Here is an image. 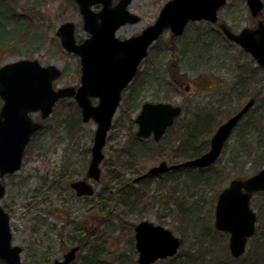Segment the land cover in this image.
<instances>
[{
	"label": "rangeland",
	"instance_id": "1",
	"mask_svg": "<svg viewBox=\"0 0 264 264\" xmlns=\"http://www.w3.org/2000/svg\"><path fill=\"white\" fill-rule=\"evenodd\" d=\"M166 1L132 0L128 8L140 21L122 26L118 37L139 34L154 21ZM0 3L4 7L9 4L14 21L24 22L22 27L29 31L27 42L18 52L1 55L0 66L18 59H36L43 66L53 64L61 70L60 77L53 81L54 88L76 87L79 58L66 52L56 35L59 25L66 21L75 24L77 40L88 35L82 28L76 2L0 0ZM99 8L100 5L94 6L95 10ZM217 15L219 21L238 32L253 28L257 19L264 17V8L252 16L245 0H227ZM14 24L12 20L10 25ZM181 38L172 39L165 31L150 46L135 78L123 90L102 149L99 180L88 179L94 188L93 195L76 197L68 183L85 178L96 123L81 120L73 98L58 100L51 114L43 119L39 111L29 113L40 128L25 146L19 170L0 180L5 187L0 204L9 216L11 243L22 248V264H52L79 240L86 246L78 250L70 264H80L91 245L101 249L103 264H138L134 226L142 220L162 225L180 239L174 257L176 264H259L260 259L253 255L256 236L262 237L264 233V192H256L251 198L257 229L255 238H251L253 235L249 238L245 252L238 258L230 255L228 234L215 230L213 223L219 192L231 179L245 178L264 166V162L254 161L259 155L264 156V69L257 68L249 53L227 41L216 24L191 22ZM181 46L188 52L187 61L180 56ZM174 76L180 85H174ZM185 86L190 90L184 91ZM132 98L135 104L129 106ZM251 98L253 104L212 166L205 170L185 167L134 183L137 175L161 160L174 164L188 158L180 146H187L189 140L181 141L186 134L179 128L195 112L205 109L212 113L209 144L216 127ZM143 101L181 103L184 108L176 128H170L159 141L135 135L134 118ZM239 133L240 141L246 143L244 150L240 149ZM121 187L135 189L134 198L120 199ZM169 263L165 259L154 264Z\"/></svg>",
	"mask_w": 264,
	"mask_h": 264
},
{
	"label": "water",
	"instance_id": "2",
	"mask_svg": "<svg viewBox=\"0 0 264 264\" xmlns=\"http://www.w3.org/2000/svg\"><path fill=\"white\" fill-rule=\"evenodd\" d=\"M82 16V28L88 37L77 42L75 24L61 23L56 30L62 48L79 58V84L53 87L61 70L49 64L43 66L36 59H18L0 66V177L19 170L24 148L31 135L40 128L32 121L30 112L39 111L41 119L49 116L54 104L72 97L80 109L81 120L96 123L91 145L87 178L99 180V164L112 119L121 101V92L135 75L148 47L168 28L174 35L182 34L189 21L206 20L216 23L217 12L227 0H167L155 20L137 35L119 38L116 31L123 24H134L140 17L128 10L132 0H74ZM252 16L263 9L262 0H245ZM94 5H101L94 11ZM219 28L230 41L249 53L264 67V22L258 20L254 28L235 33L225 23ZM92 99L96 102L93 103ZM249 99L243 107L222 122L210 138L209 148L198 156L168 164L161 161L148 169L147 174H159L185 167L203 168L213 164L221 154L232 129L253 104ZM181 109L169 102H144L135 117L136 137L159 141ZM142 176L133 179L137 181ZM77 196L93 194V186L86 179L72 181ZM264 191V166L245 178H233L219 192L214 207V228L228 234L230 255L238 258L245 252L248 239L254 234L256 213L250 206L255 192ZM5 192L0 183V201ZM134 246L138 264H152L171 257L180 247V239L166 227L142 220L134 226ZM22 248L12 245L9 216L0 204V258L6 264H22ZM78 246H72L61 259L52 264H70Z\"/></svg>",
	"mask_w": 264,
	"mask_h": 264
},
{
	"label": "trees",
	"instance_id": "3",
	"mask_svg": "<svg viewBox=\"0 0 264 264\" xmlns=\"http://www.w3.org/2000/svg\"><path fill=\"white\" fill-rule=\"evenodd\" d=\"M5 7L7 10L5 9ZM5 7L0 5V9H1L0 10V57H2L1 55L3 53L13 54L15 52H18V48L21 47L23 44H25L27 42V38H29L27 36L28 32H29L28 29L22 27L24 22L19 21V20L14 21L13 16L9 13L10 12L9 10L11 9L9 7V4H6ZM7 13L9 14V16ZM12 20L15 23L13 26L10 25ZM197 51H199V50L196 49V52ZM200 51H201V49H200ZM171 66L172 65H170V67ZM134 100L135 99H133V98L130 99V101H132V103L131 104L128 103L129 106H131V105L134 106V104H135ZM124 103L126 104V100ZM177 121L178 120H176L174 122V124L170 127L171 129L176 128V124L178 123ZM212 122H213L212 113L209 112V110L205 111V109H202V110L195 112L192 115V118L190 119V121L183 124L182 127L179 128L180 132H183L186 134L185 137L184 136L183 137L187 138V139L182 138L183 140L181 139V141L189 140L187 146H180L182 149L184 148V151H186L187 149L191 150L190 152H186V153H184V151H183V155L187 156L188 157L187 159H189L191 157H195V156L201 154L202 152L206 151V149L208 148V140H207L208 137L207 136H209L208 134L210 133V130L212 129L211 128ZM235 127H237V125ZM170 128H168V130ZM241 136L242 135H240V133H239L238 142H240V149L244 150L245 149L244 146L246 145V143L242 140L240 141ZM226 144H227V142H226ZM226 144H225V146H226ZM237 149H239V147H237ZM247 152H248V154L251 153V150H250L248 145H247ZM263 154H264V151H263ZM256 160L258 162H264V156L262 157L261 155H259V157L254 159L255 162H256ZM209 167L203 168V170H205ZM134 169L135 168H131L130 171H133ZM168 172H170V171H168ZM134 183H136V182H134ZM129 188H127V187L119 188L120 199L126 200L127 198H130V197L134 198L135 189L130 190ZM258 219H260V217ZM256 229L257 228H255V233H256ZM255 233L253 234V236L251 238H255V236H254ZM255 242L257 243V246L255 247L256 251H255L254 255L252 254L253 258L255 257V259L256 258L260 259V262H258V263L264 264V233H263L262 237L256 236ZM76 244H79V249L86 246L80 240L77 241ZM89 247L90 248L83 255V259H82V261H80V264H103L102 260H101V256H102L101 252H100L101 249L97 246H94V245H91ZM174 257H175V255L172 257L166 258L167 260H169V262H170L169 264H176ZM192 257H194V256H192ZM163 260H165V259H163ZM159 261H162V260H159ZM191 261H194L193 258L191 259ZM254 262L257 263V261H254ZM0 264H6V263L0 258ZM185 264H194V263L193 262H190V263L186 262ZM212 264H219V263L213 262Z\"/></svg>",
	"mask_w": 264,
	"mask_h": 264
},
{
	"label": "flooded vegetation",
	"instance_id": "4",
	"mask_svg": "<svg viewBox=\"0 0 264 264\" xmlns=\"http://www.w3.org/2000/svg\"><path fill=\"white\" fill-rule=\"evenodd\" d=\"M118 0H113L112 1V5H114V4H116V2H117ZM94 6H98V5H94ZM94 6L92 7L93 9H94ZM100 7H101V5H100ZM100 9V8H99ZM98 9V10H99ZM129 9V8H128ZM98 10H95L94 9V11H98ZM130 11V10H129ZM131 12V11H130ZM264 16V15H263ZM258 20H262L263 22H264V17H260V18H258L257 19V21ZM202 21H204V20H202ZM191 22H194V21H190V22H188L187 24H186V26H185V28H184V30H183V32H182V34H180V35H174L168 28H166L164 31H163V33L165 32V31H167V32H169L170 33V35H171V37H172V39H177L178 37H184L185 36V30H186V28H187V26L191 23ZM206 22H208V21H206ZM221 21H218L217 23H214L213 25H217V28H218V30H219V32L225 37V39L227 40V41H229L230 43H234L233 41H230V40H228L227 38H226V36L223 34V32L219 29V23H220ZM208 23H210V22H208ZM212 24V23H211ZM124 25H127L126 23L125 24H123V25H121L120 27H119V29L122 27V26H124ZM256 25V24H255ZM255 27V26H254ZM232 30V29H231ZM162 35V34H161ZM86 37H88V35L86 36ZM85 37V38H86ZM118 37V36H117ZM181 38V39H182ZM83 40V39H82ZM77 41H81V40H77ZM181 44H182V41H181ZM234 44H236V43H234ZM152 45V44H151ZM237 45V44H236ZM182 46H183V44H182ZM181 46V51H180V56H182V58H183V60H186V56H187V54H188V52H187V50H185V49H183V47ZM150 48V47H149ZM149 48H148V50H147V54H146V56L140 61V63H139V65H138V68H137V71L139 70V67H140V65L142 64V62L146 59V57H147V55H148V52H149ZM176 50L177 49H174L173 51L174 52H176ZM244 51V50H243ZM245 52V51H244ZM187 61V60H186ZM258 65V64H257ZM177 65H176V67H175V69H177ZM257 68L258 69H264V67H261V66H257ZM79 71H80V69H79ZM137 71H136V73H135V75L133 76V78L131 79V81L135 78V76H136V74H137ZM174 71V70H173ZM80 74V73H79ZM131 81L129 82V84L131 83ZM172 81H173V83H174V85L175 86H177V85H180V81L174 76V77H172ZM129 84L127 85V87L129 86ZM179 88V87H178ZM126 89V88H125ZM180 89V88H179ZM189 91L190 89L188 88V86H185V88H184V91ZM123 92V91H122ZM183 92V91H182ZM134 98V97H133ZM121 100H122V93H121ZM0 107H1V104H2V101H1V99H0ZM144 102H147V101H143L142 103H141V105L144 103ZM148 102H164V101H148ZM247 102V101H246ZM169 103H171V104H174V105H177V106H179L180 107V109H181V112H180V114H179V116H177L176 118H175V120H174V122L182 115V113H183V111H184V108H183V106H182V104L181 103H172V102H169ZM141 105H140V108H141ZM244 105V104H243ZM243 105L240 107V108H238L233 114H235L236 112H238L242 107H243ZM140 108H139V110H140ZM211 111V110H210ZM139 112V111H138ZM138 114V113H137ZM232 114V115H233ZM246 114V113H245ZM245 114H243L242 115V117L245 115ZM232 115H230L229 117H231ZM137 116V115H136ZM135 116V117H136ZM229 117H227V119L229 118ZM242 117L239 119V120H241L242 119ZM135 119V118H134ZM226 120V119H225ZM135 122V121H134ZM224 122V121H223ZM221 124V123H220ZM219 124V125H220ZM218 125V126H219ZM217 126V127H218ZM217 127H216V129H217ZM215 129V130H216ZM168 130V129H167ZM166 130V131H167ZM166 131H165V133H166ZM136 132V131H135ZM215 132V131H214ZM213 132V133H214ZM213 133H212V135H213ZM211 135V136H212ZM151 138H152V136H150ZM149 137V138H150ZM211 138V137H210ZM209 142H210V139H209ZM209 145V144H208ZM208 148H209V146H208ZM207 148V149H208ZM206 149V150H207ZM205 152V151H204ZM203 153V152H202ZM200 155V154H199ZM198 156V155H197ZM23 157V156H22ZM161 161H163V160H161ZM161 161H159L158 163H160ZM89 164V163H88ZM157 165V164H156ZM155 166V165H154ZM21 167V166H20ZM88 167V166H87ZM152 167V166H151ZM150 168V167H149ZM86 170H87V168H86ZM148 170V169H147ZM16 172V171H15ZM146 172L147 171H145V172H143V173H141V174H139V175H137L136 176V178L137 177H140V176H143V177H141L140 179H138L137 181H141V180H143V179H145L146 177H148V176H154V175H159V174H154V175H149V174H146ZM14 173V172H13ZM13 173H6L5 175H10V174H13ZM160 174H162V173H160ZM4 175V176H5ZM3 176V177H4ZM3 177H0V180L3 178ZM82 179H86L87 181H88V179L89 178H87V176H86V171H85V178H82ZM91 179V178H90ZM135 179V178H134ZM77 180H79V179H77ZM73 181H75V180H73ZM136 181V182H137ZM72 181H70L69 183H68V185H69V187H70V189L73 191V193L75 194V196L76 197H86V196H90V195H81V196H77L76 195V192H75V190L70 186V183H71ZM89 182V181H88ZM0 183H2V182H0ZM3 184V183H2ZM91 184V183H90ZM5 188V187H4ZM94 189V188H93ZM93 194H94V191H93ZM93 194H91V195H93ZM74 246H78V250H79V244H74ZM72 247V246H71ZM71 247H69V249L71 248ZM68 249V250H69ZM67 250V251H68ZM65 253V251L62 253V256H63V254ZM77 253H78V251H77ZM77 253H76V256H77ZM62 256L59 258V259H61L62 258Z\"/></svg>",
	"mask_w": 264,
	"mask_h": 264
},
{
	"label": "bare ground",
	"instance_id": "5",
	"mask_svg": "<svg viewBox=\"0 0 264 264\" xmlns=\"http://www.w3.org/2000/svg\"><path fill=\"white\" fill-rule=\"evenodd\" d=\"M120 31H121V28L118 29L117 32H116V35H117V36H118V34L120 33Z\"/></svg>",
	"mask_w": 264,
	"mask_h": 264
}]
</instances>
